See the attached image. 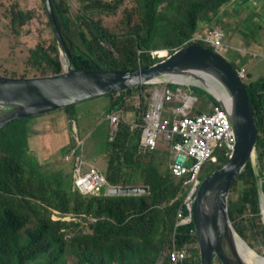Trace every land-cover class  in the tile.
<instances>
[{"label":"trees","instance_id":"obj_1","mask_svg":"<svg viewBox=\"0 0 264 264\" xmlns=\"http://www.w3.org/2000/svg\"><path fill=\"white\" fill-rule=\"evenodd\" d=\"M231 1L145 0L141 12L143 35L141 38L129 40V36L118 37L94 22H91L88 28L78 23L79 35L77 30L70 34L69 22L65 19L67 12L64 10L66 8L63 4H57L56 7L54 0H50L56 25L71 55L74 68L86 71L130 70L137 67V60L141 61V67L150 66L153 64L148 54L150 50L166 49L167 51L169 46L176 49L188 44L192 33L198 27V22L203 20L210 25L218 15L219 7L223 4L229 5ZM233 5L234 3L231 6ZM42 7L44 10L43 3ZM11 15L19 21V26H24L31 20V14L28 12L15 10L11 11ZM46 23L49 29L47 19ZM82 28L86 30L83 31ZM1 38L0 29V40ZM104 44L111 49H106ZM129 44L137 47V52L136 50L132 52ZM80 46L84 50H81ZM29 62H32V69L39 75L40 71H48L49 74L60 71L56 40L52 39L50 48L36 44L29 51ZM117 63L123 64L118 65ZM51 66L56 69H50ZM244 87L257 125L256 150L264 190V78L248 81L244 83ZM132 94L133 91L127 90L120 93L119 97L109 95L111 103L108 111L119 105L118 100H123L124 97ZM210 100L217 104L213 98ZM73 107H66L60 111H63L61 113L65 114L67 119L73 118L74 120ZM28 120H15L3 128L5 130L7 128L10 132L7 144L10 148L9 152L0 142V196L9 195L7 180L13 178L17 192H13L10 198L16 197L19 202H21L20 196H29V191L21 189V177L26 176L28 172L31 173L29 177L34 176L33 169L29 168L25 162L27 145L25 144L24 123ZM21 121L24 122L16 125ZM138 138L139 132L130 133L126 126L120 125L114 140L105 141V153L108 155L107 162L110 164L106 177L109 184L114 186L142 185L147 187L148 194L84 197L76 189L68 186L65 196L55 193L56 210L61 213L85 215L95 220L83 219L86 224L80 226V223L74 221H51L47 216H36L39 226L31 232L27 231L24 238H20V234L26 221L30 219L29 214L23 213L22 215L12 207L0 209V264H27L28 261L32 264H63V253L66 248L76 264H112L113 262L147 264L155 261L157 257H163L162 255L167 252L172 243L173 233L177 246L180 248L190 242L195 243L194 236L188 233V227H178L174 230L175 208L179 202L175 198L181 191L182 179L171 176L168 169L169 154L165 152L160 154L161 152L158 151L147 156L140 154ZM19 149L20 156H16ZM140 155L143 157L140 158ZM227 160L228 156L223 152L217 153V163L212 164V171L221 168ZM161 162L165 163L163 171H160ZM126 167L130 168L128 173L125 172ZM203 171L204 176L212 172L206 167ZM238 183H242L245 189L241 193L238 208L232 210L229 203L228 213L233 226L236 221L233 212L239 216L237 226L244 213L251 212L253 214L251 221L257 218L262 229L257 209L255 176L250 163H247L234 185ZM35 185L39 188L37 193L42 196L46 193L50 183L43 180L40 183L36 182ZM70 193H74L72 198L68 196ZM234 228L242 235L240 229L235 226ZM260 239L261 242L264 241L263 230ZM190 248H186L187 259L197 260L196 249ZM42 254L45 255L43 262L36 263V257ZM163 258L165 263L167 257Z\"/></svg>","mask_w":264,"mask_h":264},{"label":"rangeland","instance_id":"obj_2","mask_svg":"<svg viewBox=\"0 0 264 264\" xmlns=\"http://www.w3.org/2000/svg\"><path fill=\"white\" fill-rule=\"evenodd\" d=\"M240 1L242 2L239 4L235 2L233 6H231L233 3H230V6L223 4L219 7L218 15L215 16L210 25L200 20L198 27H201V29L217 28L223 35L224 42L227 45L236 44L235 50L220 51V54L233 67L243 66L244 81L248 82L258 80L264 76V0ZM255 1L256 5L254 4ZM54 3L56 7L57 4H63L66 8L64 10L67 12L65 19L69 22L70 34L77 30L78 23L88 28L89 24L94 22L102 25L109 33L118 37L129 36V40L141 38L143 35L141 12L145 0H54ZM15 10L31 14L30 22L24 26H19V21L15 20V16L11 15V11ZM45 16L40 0H0V29L2 35L0 40V75L8 77H33L49 74L48 71H40L39 75L32 69V62H29V51L36 44L47 48L51 47L53 38L48 29ZM82 30L85 31L86 29L82 28ZM79 32L80 30H77L78 35ZM129 47L132 52L135 50L137 52V47L132 46V44H129ZM80 49L84 50L81 46ZM176 49L169 46L166 52L171 54ZM149 56L153 57V61H158L159 59L157 55L150 54ZM123 63L117 64L122 65ZM140 65L141 61L137 60V67ZM50 69H53V67L51 66ZM55 69L56 67L53 70ZM168 86L172 91H176L179 88L185 95H195L199 100L196 104L199 112L206 111V108L211 103L210 99L212 98L201 88L172 84ZM145 87L153 90L154 86L148 85ZM134 91L135 89L132 95L139 93ZM107 101L108 97H97L78 103L73 107L74 112H76L74 122L77 124L78 136L83 139L82 158L85 162L92 163L102 175H106L110 167L104 148L105 141L108 138V121L105 119L108 109ZM172 106H175L174 102H166L164 105L165 108ZM61 112L63 111H60L58 115L63 116L64 114ZM48 115L37 116V118L29 119L24 123L27 139L29 138L31 143H33L31 149L25 153V161L27 165L36 169L33 171V177H29L31 173L28 172L26 176L23 175L20 179L22 181L20 184L22 191H29V196H20L21 202L16 197L10 198L13 192H17L15 189L16 182L13 178L7 180L9 195L6 197L0 196V209L12 207L13 210L22 215L23 213H28L29 215H26L30 216V219L25 223L20 238H24L27 231L31 232V230L39 226L36 216H47L49 220L54 221L55 219L51 218V213L57 209L55 207V193L65 196L68 186L74 188L70 180L72 159L70 161L64 160V156L67 155L69 148L52 152L46 146L44 137L47 135L44 132V124L41 121ZM130 115L133 116V112L126 114L127 120H129ZM59 121L60 124L65 123L64 118ZM79 121H82L86 129L80 128ZM23 122L16 123V125H20ZM4 130L0 132V142L9 152L10 148L7 147V144L9 143L10 132L7 128ZM70 131L72 132V138L73 135L76 136L73 132V126H71ZM13 142L16 143L14 140ZM80 149L81 147L78 149L79 152ZM18 155L20 156V149L16 153V156ZM142 157L140 155V158ZM164 165L165 163H160V171L165 169ZM61 166L67 168L69 175L58 174L59 167ZM206 169L211 172L213 166L208 164ZM129 171L130 168L126 167L125 172L128 173ZM43 179L50 181V185L46 193L40 196L37 193L39 192V188H36L35 184L36 182H43ZM244 189L245 187L242 183L232 186L229 195V203L232 210L240 206L241 193ZM73 195L74 193H70L68 196L72 198ZM232 214L236 219L234 226L242 232V236L239 237L250 247L252 253L258 255L257 257H264V242H261L260 239L262 229L258 219L255 218L252 222L251 218L253 214L246 212L241 217L239 226H237V218L239 216H237L236 212ZM53 217L55 218V216ZM71 218H66V220L77 221L80 216H71ZM256 244L259 245L256 246ZM44 257V254L39 255L36 257L35 262L42 263ZM62 262L63 264H76L68 248L63 253ZM27 264H32V262L28 261Z\"/></svg>","mask_w":264,"mask_h":264},{"label":"water","instance_id":"obj_3","mask_svg":"<svg viewBox=\"0 0 264 264\" xmlns=\"http://www.w3.org/2000/svg\"><path fill=\"white\" fill-rule=\"evenodd\" d=\"M56 40L60 73L38 77L0 75V129L13 120L44 115L86 100L149 84H174L203 89L224 110L234 136V148L225 165L205 177L194 197L193 224L201 264H249L257 257L234 231L228 217V196L233 183L250 163L255 176L257 208L264 231V190L257 158V126L243 82L234 68L200 44L180 47L148 67L132 70L85 71L74 68L54 20L49 0H42ZM209 75L212 87L200 80ZM178 79L184 81L178 83ZM146 188L114 187L108 195H139ZM248 251L239 252L238 242ZM257 264H263L259 261Z\"/></svg>","mask_w":264,"mask_h":264},{"label":"built area","instance_id":"obj_4","mask_svg":"<svg viewBox=\"0 0 264 264\" xmlns=\"http://www.w3.org/2000/svg\"><path fill=\"white\" fill-rule=\"evenodd\" d=\"M220 39L221 34L216 30L208 31L202 37L204 43L216 49L221 44ZM164 100L175 103V106L168 108L166 118L161 117ZM198 101L197 97L185 95L180 89L172 91L164 87L160 92H153L149 108L142 112V123L134 125V128L141 129L140 149L143 152L153 151L161 140L170 143L174 155L170 173L174 177L186 178L184 183L192 186L198 183L197 176L202 166L215 162L214 153L219 148L231 151L234 146V137L224 110L219 105L210 104L206 112H196ZM121 118V110L109 117L111 134L116 131ZM74 183L81 193L89 194L103 185L104 178L94 168H89L77 175ZM169 256L172 264H176L184 254L172 250Z\"/></svg>","mask_w":264,"mask_h":264},{"label":"clouds","instance_id":"obj_5","mask_svg":"<svg viewBox=\"0 0 264 264\" xmlns=\"http://www.w3.org/2000/svg\"><path fill=\"white\" fill-rule=\"evenodd\" d=\"M50 1V0H49ZM41 2L43 3V1L41 0ZM235 2H237V4H239V3H241V1L240 0H232L231 1V3H235ZM254 4L256 5V1L254 2ZM44 5V4H43ZM50 5H51V2H50ZM232 5V4H231ZM230 6V5H229ZM51 9H52V7H51ZM44 10H45V7H44ZM52 13H53V11H52ZM253 14V13H252ZM45 15H46V12H45ZM54 16V15H53ZM46 19H47V22H48V18H47V15H46ZM55 20V19H54ZM49 23V22H48ZM56 23V22H55ZM58 28V27H57ZM49 29H50V31H51V28H50V25H49ZM59 30V29H58ZM214 30H216V31H218L220 34H221V32L217 29V28H205V29H201V27L199 28V27H197V29L192 33V35H191V37H190V39L188 40V44H191V43H197V44H200L201 46H203L204 48H206V49H208V50H210V51H212L213 53H215V54H217L218 56H220L224 61H225V58L220 54V51H228V50H235V43L233 44V45H227L225 42H224V39H223V35L221 34V39H220V45H219V48L218 49H216V48H214V47H212V46H210V45H208V44H206V43H204L203 41H202V37H204V34L206 33V32H208V31H214ZM60 32V31H59ZM51 34H52V36H53V33H52V31H51ZM61 35V34H60ZM197 37H201V38H197ZM53 38H54V36H53ZM55 39V38H54ZM62 39V38H61ZM223 40V41H222ZM63 41V40H62ZM64 43V42H63ZM188 44H186V45H188ZM205 46H204V45ZM56 46H57V43H56ZM64 46H65V44H64ZM183 46H185V45H183ZM66 47V46H65ZM104 47L106 48V49H111L107 44H104ZM182 47V46H181ZM180 48V47H179ZM179 48H177V49H179ZM66 49H67V47H66ZM176 49V50H177ZM67 51H68V49H67ZM152 50H150L149 52H150V54L151 55H154V53L155 52H159V51H163V52H165V55L164 56H161V58H159L158 59V61H160V60H162V59H164V58H166L168 55H170V54H167V52H166V50H163V49H160V50H153L152 52H151ZM57 52H58V47H57ZM68 53H69V51H68ZM173 53V52H172ZM171 53V54H172ZM69 55H70V53H69ZM70 58H71V55H70ZM151 59H152V61H153V57H151ZM58 60H59V53H58ZM71 61H72V58H71ZM158 61H153V64L154 63H156V62H158ZM226 62V61H225ZM59 63H60V61H59ZM228 63V62H227ZM72 64H73V62H72ZM228 64H230L232 67H233V65L231 64V63H228ZM60 66H61V64H60ZM151 66V65H150ZM139 67H141V66H139ZM148 67V66H147ZM137 68V67H136ZM234 68V70H235V72H236V74H237V76H238V78L243 82V84L244 83H247V82H245L244 80H245V77H244V75H243V72H244V68H243V66H238L237 68H235V67H233ZM133 69H135V68H133ZM61 70H62V67H61ZM61 70L60 71H58V72H54V73H51V74H48V75H54V74H57V73H60L61 72ZM111 70H126V69H111ZM130 70H132V69H130ZM86 71V70H85ZM89 71H91V70H89ZM100 71H110V70H100ZM240 74H242L243 76L241 77L240 76ZM48 75H42V76H48ZM4 76V75H3ZM12 77H15V76H12ZM33 77H38V76H33ZM40 77H41V75H40ZM17 78H26V77H17ZM262 78H264V76L262 77ZM261 79V78H260ZM255 81H257V80H255ZM149 85H153L154 87H153V90L152 89H147L145 86H148V85H143V87H144V89H142L143 87L142 86H140V87H137V88H134L135 89V91L134 92H139V93H137V94H134V95H131V96H129V97H124V99L122 100V99H120V100H118V102H119V105L118 106H116V107H114L112 110H110V111H108V109H107V113H106V115H105V119L108 121V138L106 139V141H109V142H111V141H113L114 140V138L116 137V134H117V132L119 131V128H120V125H124V126H126L127 127V129H128V131L130 132V133H136V132H139V138H138V151H139V153L140 154H142V155H145V156H147V155H149V154H151V153H153V152H165V153H167V154H169V156H170V160H169V162H168V169H169V171H170V169H171V164L174 162V159H173V151L171 150V147H170V143L167 141V140H161L159 143H158V145H157V147L153 150V151H151V152H143L141 149H140V140H141V129L139 128V127H135L134 128V125L136 124V125H140L141 123H142V112L143 111H146L148 108H149V104L151 103V96H152V94H153V92L154 91H159L160 92V90L162 89V88H164V87H169L168 85H170V84H165V83H159L157 86H155L156 84H149ZM172 85H174V84H172ZM159 86V87H158ZM181 86V85H180ZM170 88V87H169ZM134 89H130V91H133ZM179 89V88H178ZM177 89V90H178ZM181 90V89H180ZM127 91V90H126ZM125 92V91H124ZM182 92V91H181ZM120 93H122V92H120ZM120 93H115V94H111V95H116V96H118L119 97V95H120ZM183 93V92H182ZM190 95H192V96H194V97H196L195 95H193V94H190ZM102 97H109V95H107V96H102ZM167 101H163V107H162V112H161V117H163V118H166V117H168V115H169V110H168V108H165L164 107V105H165V103H166ZM81 103V102H80ZM111 103V100L108 98V106H109V104ZM78 104V103H77ZM77 104H74V105H71V106H75V105H77ZM210 104H214L213 102H211ZM209 104V105H210ZM208 105V106H209ZM216 105H219V104H216ZM71 106H67V107H71ZM220 106V105H219ZM64 108H66V107H64ZM64 108H62V109H64ZM208 108V107H207ZM206 108V109H207ZM61 109H59V110H56V111H53V112H50V113H47V114H44V115H40V116H38V117H42V116H45V115H48V114H50L51 115V113L54 115H58L59 114V111H60ZM118 110H121V119L119 120V122H118V124H117V126H116V131L114 132V134H111V130H110V120H109V117L111 116V115H113L114 113H116ZM208 110V109H207ZM206 110V111H207ZM194 111H196V112H199L198 111V107H197V105H196V110H194ZM206 111H203V112H206ZM129 112H133V116L132 115H130L129 116V120H127V117H126V114L127 113H129ZM203 112H200V113H203ZM58 116H60V115H58ZM62 116V115H61ZM73 117H74V114H73ZM32 118H37V116H34V117H29V118H25V119H32ZM62 118H64V120H65V123L64 124H60V125H62L63 126V128H64V134H67V139L65 140V142H64V147L62 148V149H60L59 151H61V150H63V149H66V148H69L68 149V153H67V155H65L64 156V160H66V161H70L71 159H72V166H71V178H70V180H71V183H72V185H73V187H74V189H76L78 192H79V194H81V195H83L84 197H92V196H102V197H111V196H117V195H108L107 194V190L108 189H110V188H114V187H137V188H146L147 189V187H144V186H142V185H135V186H132V185H125V186H114V185H111V184H109V181H108V179H107V177H106V175H102V174H100L99 172H98V170H97V168L92 164V163H87V162H85L84 161V159L82 158V144H83V139L82 138H80L79 136H78V130L76 129V125L74 124V120H73V118L72 119H67V117H66V115L64 114L60 119H62ZM75 118V117H74ZM60 119H58V120H60ZM19 120H22V119H19ZM229 120V119H228ZM13 121H15V120H13ZM13 121H11V122H13ZM11 122H9V123H7L6 125H8V124H10ZM230 123V122H229ZM6 125H4L3 127H5ZM71 126H73V132H74V134L76 135V136H74L73 135V138H72V132L70 131V128H71ZM257 126V125H256ZM3 127L1 128V129H3ZM231 127V126H230ZM75 129H76V132H75ZM232 131V130H231ZM233 134V133H232ZM257 136H258V132H257ZM234 137V136H233ZM25 144L27 145V148H26V152L25 153H27V151H28V139H27V131H26V141H25ZM81 147V149H80V152L78 151V149ZM233 148H234V146H233ZM233 150V149H232ZM232 150L231 151H225L224 149H222V148H219L215 153H214V155H215V157H216V160H215V162H207V163H205L203 166H202V168H201V171H200V173L198 174V176H197V181H198V183L195 185V186H192L191 184H185L184 183V181H186V178H179V177H175V178H179V179H182V187H181V191H180V193L177 195V197L175 198V200H178L179 202H178V205H177V207L175 208V224H174V230L176 229V228H178V227H188L189 229H188V233L192 236H194V238H195V243H192V242H190V243H188V244H185V245H183V247H178L177 245V240L175 239V237H174V233H173V236H172V243H171V245H170V247H169V249L167 250V252L164 254V255H162L163 257H167V259H166V261H165V263L163 262V260H164V258L163 257H161V258H159V257H157V259L155 260V261H153V262H149V263H147V264H172V262L170 261V253L172 252V250H176V251H178V252H183V254H184V257H183V259L181 260V261H179V262H177L176 264H201V262H200V257H199V247H198V241H197V238H196V231H195V228H194V224H193V202H194V197H195V195H196V193H197V191H198V189H199V186H200V184H201V182H202V180L205 178V177H207V176H204L203 175V168L204 167H206L208 164L209 165H212V164H215V163H217V153H221V152H223L224 153V155H226V156H228L229 157V155L231 154V152H232ZM105 155H106V159H107V161H108V155H107V153H105ZM25 157H26V155H25ZM257 158H258V156H257ZM26 162V161H25ZM258 163H259V159H258ZM226 164V163H225ZM224 164V165H225ZM26 165H27V163H26ZM27 166H29V165H27ZM29 168H31V169H33V171H35L36 169L35 168H32V167H30L29 166ZM89 168H94L96 171H97V173L101 176V177H103L104 178V183H103V185L100 187V188H98L97 190H95L93 193H89V194H83V193H81L80 191H79V189L76 187V185H75V183H74V181H75V179L77 178V175H79V174H82L84 171H86L87 169H89ZM220 169V168H219ZM216 170H218V169H216ZM244 170V169H243ZM58 171V170H57ZM215 171V170H214ZM213 172V171H212ZM211 172V173H212ZM243 172V171H242ZM241 172V173H242ZM259 172H260V167H259ZM210 173V174H211ZM58 174H64V172L62 171V170H59L58 171ZM171 174V173H170ZM209 174V175H210ZM64 175H66V174H64ZM67 175H69V171H68V174ZM66 175V176H67ZM171 176H173L172 174H171ZM174 177V176H173ZM239 177V176H238ZM238 179V178H237ZM237 179H236V181H237ZM44 180V179H43ZM235 181V182H236ZM234 182V183H235ZM49 183H50V181H49ZM234 183H233V185H234ZM232 185V186H233ZM232 188V187H231ZM230 191H231V189H230ZM257 193V192H256ZM146 194H148V189H147V192H145V193H142V194H139V195H123V196H141V195H146ZM229 195H230V193H229ZM228 209H229V196H228ZM258 209V208H257ZM53 216H55V218L53 217ZM71 216L72 217H76V216H80V218H78L77 219V221H75V220H66V218H71ZM258 216H259V212H258ZM228 217H229V213H228ZM51 218L52 219H55L54 221H58V220H61V221H67V222H69V221H74V222H76V223H80V226H84L86 223H85V221H83V219H86V218H88V217H86L85 215H79V214H73V213H61V212H59V211H57V210H55V211H52V213H51ZM259 218H260V216H259ZM71 219H73V218H71ZM88 219H91V221H94L95 219L94 218H88ZM229 220H230V218H229ZM230 222H231V225H232V227H233V229H234V231L236 232V234L238 235V236H242L239 232H237V230L234 228V226H233V222L230 220ZM260 222H261V219H260ZM191 225H192V228H190L191 227ZM261 226H262V222H261ZM262 230H263V226H262ZM263 233H264V231H263ZM240 238V237H239ZM241 239V238H240ZM242 240V239H241ZM243 241V240H242ZM244 242V241H243ZM264 242V241H263ZM245 243V242H244ZM259 244H256V246H258ZM187 247H191L190 249H192V248H195L196 249V252L198 253V259L197 260H188L187 259ZM249 247V246H248ZM250 248V247H249ZM253 248V247H252ZM254 250V249H253ZM261 257H263V256H261ZM112 264H117V263H112ZM212 264H220L218 261H217V259L216 258H213L212 259Z\"/></svg>","mask_w":264,"mask_h":264},{"label":"crops","instance_id":"obj_6","mask_svg":"<svg viewBox=\"0 0 264 264\" xmlns=\"http://www.w3.org/2000/svg\"><path fill=\"white\" fill-rule=\"evenodd\" d=\"M108 102V101H107ZM74 115H76V112H74ZM62 116L58 115H48L47 117L42 119V123L44 124V132L47 136L44 137L46 146L52 151H59L64 147V142L67 139V134H64V128L62 125H60V119ZM75 124V122H74ZM76 129L77 128V124ZM79 126L81 129H86V127L83 126L82 121H79ZM31 141L28 138V150L31 149ZM39 147V146H38ZM59 170H62L64 174H68V170L66 167H59Z\"/></svg>","mask_w":264,"mask_h":264},{"label":"bare ground","instance_id":"obj_7","mask_svg":"<svg viewBox=\"0 0 264 264\" xmlns=\"http://www.w3.org/2000/svg\"><path fill=\"white\" fill-rule=\"evenodd\" d=\"M154 55H157L159 58H161V56L165 55V52H163V51L155 52ZM200 77L203 78L202 80H200L202 83H204L205 85H208L209 87H212V84H211L212 78L209 75H205V74L201 73ZM178 83L183 84L184 81L182 79H178ZM238 249H239L240 253H241V251L243 249L245 251H248L247 248L245 247L244 243L241 240L238 242ZM259 261H261L264 264V259H255V260H253V258H249L247 260V262L249 264H257Z\"/></svg>","mask_w":264,"mask_h":264}]
</instances>
